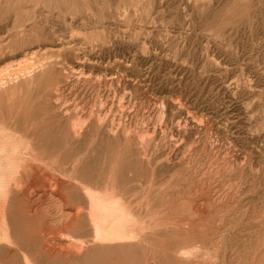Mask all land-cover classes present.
<instances>
[{
    "label": "rangeland",
    "instance_id": "374dc122",
    "mask_svg": "<svg viewBox=\"0 0 264 264\" xmlns=\"http://www.w3.org/2000/svg\"><path fill=\"white\" fill-rule=\"evenodd\" d=\"M203 1L86 0L84 3L78 0L79 6L88 12L86 17L80 13L66 20L57 0H51V14L44 2L35 6L34 1L24 4L13 0L7 4L6 0H0V22L8 25L26 22L40 36L47 31L65 29L63 22H67L66 37L70 36L67 42L72 41L71 45L77 49L61 60L58 70L61 75L64 71L65 77L61 79L64 85L60 86L64 89L59 94L65 95L60 99L72 108L78 102L84 107L96 105V109L104 105L110 112L107 125L116 118L115 123L120 127L118 137L99 136L93 121L73 141L80 144L76 150L80 156L86 154L81 151L83 145L105 146L100 150L95 148L92 154L100 162L96 168L106 173V176L100 173L98 183L93 181L95 188L103 191L115 168L117 176L122 174L123 182L126 180V188L131 189L123 199L131 205L134 215L137 212L135 220L142 227L138 234L145 236L140 241L149 247L140 246L141 264H264V0ZM75 21L84 22L85 26ZM91 39L93 42H89ZM15 59L12 57L0 65V72L15 65L19 58ZM111 75L117 77L112 86L108 80ZM66 77L70 80L68 84L64 82ZM36 87H41L40 93L45 94L55 89L56 81ZM33 96L31 103L43 102L39 93L32 99ZM54 121L48 125H54ZM54 130L56 133L50 138L58 146L69 141L65 139L68 134ZM60 173L61 170L47 169L48 179L71 182L68 174L65 178ZM48 179L41 182L39 189L28 185L27 197L35 205L33 228L47 230L49 238L64 239L65 246L78 243L66 241L63 236L76 237L71 228L74 222L41 225L43 214L50 222L61 218L62 209L68 211L66 202L53 193L54 182ZM93 184L87 185L92 188ZM91 233L85 232L78 239L86 236L87 239ZM40 238L41 241H30L31 251L39 252L38 246L45 244L44 236ZM87 242L83 243L84 251L90 247ZM192 248L209 251L211 256L204 262L203 259L183 261L176 254ZM5 257L7 264H21L11 254ZM116 257L115 261L100 256L77 261L70 256L46 259L43 263L133 264L135 261L134 257Z\"/></svg>",
    "mask_w": 264,
    "mask_h": 264
},
{
    "label": "bare ground",
    "instance_id": "6f19581e",
    "mask_svg": "<svg viewBox=\"0 0 264 264\" xmlns=\"http://www.w3.org/2000/svg\"><path fill=\"white\" fill-rule=\"evenodd\" d=\"M28 1L30 2L34 1L35 6L44 2V5L48 8L49 13L51 12V10H53V5L51 0H17V3L24 2L25 4ZM85 1L86 0H84V3ZM202 2L204 1L202 0ZM6 3L11 4L13 3V0H6ZM57 4H58L57 6L61 8V11L64 15L63 18H66V20L68 19L67 17L79 15L80 13L83 14L84 17H86V12H87L86 8H84V6L81 5L79 6L78 0H57ZM145 12L148 13L147 11ZM79 17H81V15ZM73 19L76 20L77 18L76 19L73 18ZM75 23L85 26L84 22L80 23L79 21L78 22L75 21ZM66 24L67 22H63L65 29L53 30V31L46 30L47 32L43 36H40L39 34H36L30 28V26L26 25V22H15L14 25H8L6 24V22L5 23L0 22V65H2L3 63L5 65V61L6 62L7 60L10 61L12 57L14 59L19 58L17 61H14V63L16 62L15 65H10L11 62L10 63L8 62L9 63L8 65H10V67H7L6 69H4L3 71L1 70L0 72V264H7L5 255L9 256L10 254L13 255L12 258L19 260L21 264H42L46 259L52 260V259H57L59 257L68 258L70 256H72V258H74L77 261L81 260L82 258L83 259L87 257L90 258L93 256H100L102 258L113 259L112 261H115L117 255H120V257L121 256L134 257L132 258L135 259L133 264H141V260H139L138 258V255H140V249L141 247L142 248L145 247L149 249V247H147L146 244H144V242L140 241L141 239H144L145 236L138 234V231L142 230V227H140L141 222L139 223L137 219L135 220V218H138V214L136 217L137 212L134 215V213L131 211L132 209L130 210L131 205L130 206L129 204L127 205L126 201H124L125 199H123L126 198L123 196L124 195L126 196L127 193L129 194L128 191L131 190V189L128 190L126 188V183H127L125 182L126 180L123 182L124 177L122 176V174L120 175V177H118L116 174L117 172H115V168H113L114 171L112 170L113 172H111L110 174L111 176L110 180L111 179H113L114 181L117 180V182H112L109 180V182L105 184L104 190L100 191L99 189L94 187L96 183L94 182L95 184H93V181L96 180L98 181V179H101L100 178L101 169H97L95 166L96 163H100V162L97 158H94L95 156L93 157L92 155L94 152L93 150L99 147L100 144H98L99 146L98 145L93 146L91 144L89 146L83 145L81 151H83V153H86L85 155L83 154L80 156V154L79 155L77 154L78 151H76L78 150V146L80 144L77 145L76 143L78 142H74L73 140H75V138H79L77 137V135L79 136L80 133H84V129L90 127L91 122L95 121L92 126L94 127L95 131L98 133L99 136H104V137L105 135L116 137L120 131V127H117L119 125L115 123L116 118L113 121H110L111 123H109L108 125L106 124L107 119H109L110 117V112L107 111L108 109L105 108L104 105H103L104 108L100 107L96 109V105L95 106L86 105V107H84L82 106V104H78L79 102L76 103L75 101L76 105L73 106L72 108V107H68L69 105L68 103L66 104V101L63 102L60 99V96L65 95L64 93H63L64 95L59 94L64 89V86H60V85H64L62 84L61 79L65 77L64 71L61 75V72L58 70L59 68H61L62 65L61 60L64 59L66 56L73 54V52L76 51L77 49L76 46L71 45V43H73L72 41L71 43L67 42V37L70 36L66 37V35H68L66 33L67 32ZM41 37H43L44 40H42ZM94 38L92 37L93 40ZM92 39L89 42H93ZM103 41L102 43H104ZM76 55H78V53ZM66 60L68 61V59ZM78 62L79 61H77V63ZM87 63L89 62L87 61ZM123 65L125 64L123 63ZM72 71L74 72V70ZM108 71L109 70H107L106 72ZM109 77L110 78L108 80L112 86V84L116 81L117 77L116 75H111ZM68 79L66 77V80H64V82L67 84H68L67 82ZM50 80L56 81L55 89H53V91H48V92L45 91L46 92L45 94L44 91H41L40 93L41 87L38 88L36 87V85L44 82H48ZM68 81L70 82V80ZM131 81L133 80L131 79ZM118 84L120 85L121 83ZM92 87H90V89ZM98 88L100 89V87ZM73 89L75 91L76 88ZM90 91L93 92V90ZM102 91L103 90H101V92ZM110 91L111 90H109V92ZM34 93L35 94L39 93V95H42V100H43L42 103H31L30 101L31 94L33 96ZM104 93L105 91L103 92V94ZM35 94L32 97V99L35 97ZM66 99L67 97H65V100ZM108 103L106 106L109 105ZM90 104L91 103H89V105ZM100 105H102V102H100ZM116 112L118 111L116 110ZM115 117H117V115H115ZM119 118H121V116ZM53 120H56L54 121L55 122L54 125L52 126L48 125L50 121ZM51 127H53L52 131L48 132V129ZM54 129L61 130L63 133L68 134L67 135L68 137H66L65 139H68L69 141H66L63 146H58L59 143H56V141H53L52 138H50L51 134L56 133L53 132ZM95 136H94V140H96ZM104 137H102L101 139H103ZM119 137H121V135ZM22 138L24 139V141H21ZM103 143L104 145H106L105 141ZM101 147L97 149L100 150L105 148V146L103 148ZM120 149H123V147L121 146ZM101 151L102 153H104L103 151L105 150H101ZM107 159L109 160V156ZM104 161L105 160L102 161L103 164L105 163ZM47 169L55 170V171L61 170V173H64L66 175L65 176L63 174L65 178L67 177L68 174L70 178L69 181L71 182L66 184L64 182H60V180L55 178L51 179L49 177L48 179ZM103 173L104 172L101 173L102 176L106 174L104 173L103 175ZM114 175H115V179L113 178ZM45 178L46 180L48 179V181L51 179L54 182L53 184L54 187L50 186L51 188L53 187V191H54L53 193L59 196L60 200L65 201L67 205L70 207V209L69 211H64L61 208L62 209L61 210L62 215H60L61 218L58 220H51L50 222L47 221L48 216H45L43 214L44 222L41 225L50 227V225L57 226V224H65L69 222H71L70 224H72V222H74L71 228L76 234V237L66 234H63V236H65L66 241L69 239L72 242H78V243H73L65 246L63 243L64 239L57 240L55 238H51V237L49 238L48 237L49 234L47 230L40 231L33 228V224H34L33 220L35 216L32 214L35 211V205L30 200V198L27 197V189L29 187L28 185L30 184H33V187L35 188L38 187L40 188L41 182ZM77 182L80 183V185H78ZM52 183L49 184L51 185ZM88 183H92L93 187L97 189L96 190L97 192L95 191V189L94 190L92 189L93 187L92 188L88 187L87 185ZM65 197H67V201L65 200ZM151 208L152 207H150L149 210H151ZM144 212L145 209H143V213ZM144 215L145 214H143V216ZM141 219L142 217L140 218V221ZM89 231L92 232L91 233L92 235L89 234L91 236L88 235L89 237L87 239H86L87 236L85 238L78 239V236L80 235L83 236L82 234H84L85 232L87 233ZM51 232L50 234H52ZM41 236H44V238L46 239V240L44 239L46 241V242L44 241L46 245L43 242L44 245L38 246L39 252H37L38 250L35 251V249L34 251L33 249L31 251L30 241L33 239L37 241L39 240L41 241L40 238ZM46 237H48V239ZM85 239L86 241H88L87 244L89 243L88 245L90 247L84 251L82 248L86 243V241L80 242L81 244L79 243V241L80 240L84 241ZM54 241H58L57 243L59 244L53 243ZM146 241L148 242L150 240H148L147 238ZM74 244H76L77 246H74ZM78 245L82 247H79ZM176 254L178 255L179 259L183 261L190 259L192 260L203 259L204 262L206 259H208L211 256L209 251L202 252L198 248L182 249L177 251ZM142 258H144V256ZM145 264H151V263L145 262Z\"/></svg>",
    "mask_w": 264,
    "mask_h": 264
},
{
    "label": "crops",
    "instance_id": "0c3cea01",
    "mask_svg": "<svg viewBox=\"0 0 264 264\" xmlns=\"http://www.w3.org/2000/svg\"><path fill=\"white\" fill-rule=\"evenodd\" d=\"M65 200L67 201V197H65ZM66 205H67V203H66ZM67 208H68L67 210L69 211L70 207L68 205H67Z\"/></svg>",
    "mask_w": 264,
    "mask_h": 264
}]
</instances>
